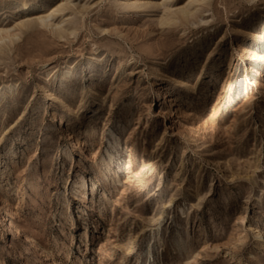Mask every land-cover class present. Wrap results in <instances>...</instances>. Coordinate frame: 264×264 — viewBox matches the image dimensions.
<instances>
[{
	"label": "rangeland",
	"instance_id": "obj_1",
	"mask_svg": "<svg viewBox=\"0 0 264 264\" xmlns=\"http://www.w3.org/2000/svg\"><path fill=\"white\" fill-rule=\"evenodd\" d=\"M142 1L0 0V264H264V0Z\"/></svg>",
	"mask_w": 264,
	"mask_h": 264
},
{
	"label": "bare ground",
	"instance_id": "obj_2",
	"mask_svg": "<svg viewBox=\"0 0 264 264\" xmlns=\"http://www.w3.org/2000/svg\"><path fill=\"white\" fill-rule=\"evenodd\" d=\"M133 1V0H132ZM130 1H127L126 3H129ZM135 3V5L137 4H140L141 6L143 1L142 0H137L133 2V4ZM147 3V2H146ZM149 3V2H148ZM147 3V4H148ZM132 4V3H130ZM129 4V5H130ZM150 4V3H149ZM29 4L28 3H23L22 4V9L23 10H26V9H29ZM139 7V6H138ZM182 10V9H181ZM181 12V11H180ZM181 13H186L188 14L189 11L187 9H183V12ZM184 15V14H183ZM190 15V14H189ZM188 16V15H186ZM42 22L43 23H46V19H42ZM8 32V31H7ZM253 37H254V41L256 43H259L260 41H264V32L261 30V31H257L253 34ZM4 38V37H3ZM1 40V39H0ZM256 49L259 51V57L257 58V60L259 62H263L264 63V45L261 46V45H257L256 46ZM66 77V80L65 82L68 80L69 76L65 75ZM72 78V76H71ZM198 84V80L197 79H192L188 76L186 77H182V78H178L176 81H175V87L176 89H178V91H181V90H185V91H190L192 89H194L196 87V85ZM1 95V94H0ZM56 95V94H55ZM48 96L49 97H52L54 96V94L49 91L48 92ZM178 95H176V93H171V90L169 88H167L166 92H165V100L166 102H169L170 105L169 107L170 108H176L178 105L176 104L177 100H178ZM1 99V98H0ZM58 100V104H62V100L61 99H57ZM214 162L216 163V165H219L218 161L214 160ZM1 217V216H0ZM12 219H14V216H13V213H10V216L9 217H3L1 218L0 220V225H5L6 224V234L7 235H14L15 234V227H14V224L12 222ZM257 239L259 241V244H261V242L264 241V233L261 231V230H258L257 231ZM263 245V244H262ZM261 245V246H262Z\"/></svg>",
	"mask_w": 264,
	"mask_h": 264
}]
</instances>
